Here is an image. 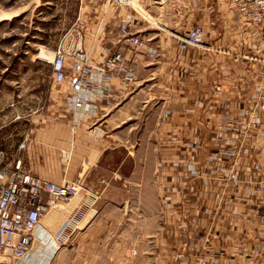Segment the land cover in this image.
<instances>
[{
	"label": "crops",
	"instance_id": "obj_1",
	"mask_svg": "<svg viewBox=\"0 0 264 264\" xmlns=\"http://www.w3.org/2000/svg\"><path fill=\"white\" fill-rule=\"evenodd\" d=\"M174 2L181 26L170 29L186 34L202 24L206 43L257 54L260 33L226 14L225 0ZM139 7L158 25L159 18ZM126 9L97 3L93 13L82 11L83 37L74 43L91 51L95 62L119 48L138 63L136 83L145 88L123 102L127 90L114 76L110 97L95 102L99 117L108 115L95 136L92 121L81 119L79 110H68L60 121L46 118L67 110L70 95L67 84L50 88L52 110L32 119L29 141L32 152L36 146L52 152L40 163L23 148L22 159L39 177L78 180L93 194L90 220L72 231L70 213L56 223L42 258L32 261L31 254L22 264H264V121L244 113L264 65L186 45L143 21L133 23L134 31L159 53L153 59L132 53L118 44L132 23ZM144 95L153 101V126L137 142L122 139L121 131L109 134ZM36 237L44 238L43 231Z\"/></svg>",
	"mask_w": 264,
	"mask_h": 264
},
{
	"label": "built area",
	"instance_id": "obj_2",
	"mask_svg": "<svg viewBox=\"0 0 264 264\" xmlns=\"http://www.w3.org/2000/svg\"><path fill=\"white\" fill-rule=\"evenodd\" d=\"M103 1L105 5L131 8L134 11L136 9L132 5L133 1L139 2V0ZM152 1L155 4L161 2ZM225 9L247 25L255 27L260 33L261 41L259 47H256L257 54L237 52L206 43L203 39L202 24H196L186 34L172 32L170 35L198 49L216 51L264 65V0H225ZM154 25L160 30L167 31ZM118 44L127 46L132 53H143L148 59H153L159 53V47L151 45L150 39L140 33L124 34L119 38ZM86 51L81 44L70 49L56 48L49 62L54 83L67 84L70 91L66 98L67 109L79 110L81 119L91 120L95 136L101 132L102 125L95 102L110 97L109 87L114 76L118 77L122 89L128 91L138 80V63L127 59L119 48L107 50L111 52L99 62H95ZM260 75L257 79L259 82L256 86L255 99L249 103L251 106L244 110V113L250 117L259 115L264 121V67ZM73 125L77 126L78 121L74 119ZM20 148L21 145L18 149ZM82 190L83 186L78 180L68 175H64L60 181L39 177L28 172L22 157L15 156L8 161L3 151H0V252L20 264L31 254L32 261L41 259L42 248L54 235L56 223L67 219L70 213L73 214L67 221H73L72 231L84 229L90 220L89 209L93 194L85 191L82 199ZM57 204H61L62 207L54 209ZM40 230L44 235L42 239L36 237V232ZM35 239L38 247L33 252L32 244ZM66 239L61 242H66ZM130 253L135 255L136 249L132 248Z\"/></svg>",
	"mask_w": 264,
	"mask_h": 264
},
{
	"label": "rangeland",
	"instance_id": "obj_3",
	"mask_svg": "<svg viewBox=\"0 0 264 264\" xmlns=\"http://www.w3.org/2000/svg\"><path fill=\"white\" fill-rule=\"evenodd\" d=\"M205 1L213 4L212 0ZM97 3L104 4V1L0 0V151H3V155L8 161H11L15 156L24 158V152L29 155V159L32 160V157H35L40 163L43 162L38 159L41 156L49 158L48 155L52 152L49 148L46 147L45 152H42L44 148L36 146L32 152L33 145L29 141L34 136L30 131L34 126L31 122L32 119L44 115L43 111L47 112V107L50 108V111L52 110V107L49 106L52 102L50 88L55 83L49 61L52 60L53 51L56 48L70 49L79 44L74 42L83 37L82 32L78 29L83 25L81 24L83 19L81 15H84L82 11L93 13ZM139 4L149 15L165 22L166 28L169 29L164 30L166 33H178L168 26L174 24L177 27L181 26L179 22L175 23L177 18H174L176 16L174 9L177 4L174 0H169L162 5L156 4L162 8L154 6L152 0H139L138 5L133 6L136 11L131 8L125 10L132 23L127 24V32L124 34L135 33L133 23L141 24L142 21L154 28L155 23H152L155 20H148L141 13ZM225 13L233 16L227 9ZM160 20L157 21L158 25H160ZM39 52L47 56L48 60L35 57ZM86 52L91 53V51ZM143 88H145L144 83H135L123 96L122 101H128L131 96L139 93ZM140 99L136 104H131L127 114L121 118L120 122L111 124L109 134L121 131L124 133L122 139L129 138L131 142H137L144 129L153 126L155 116L150 118L153 116L151 113L154 107L153 101L149 100L146 95L143 98L140 96ZM145 99L149 101L146 103ZM122 101H120L121 104ZM117 109L118 107L115 111ZM53 112L57 113V119L52 116ZM69 113L68 109H64V111L57 109L51 111L46 118L50 122L60 121L62 115L65 117ZM107 118L108 115L100 116L99 122H103ZM27 138L29 142L23 146V142ZM20 144L21 148L18 149ZM27 170L31 173L28 168ZM84 195L85 190L83 189L81 191L82 199ZM130 214L134 215L133 210L130 211ZM130 218L132 219V216ZM37 247L35 239L32 251L35 252ZM17 263L0 252V264Z\"/></svg>",
	"mask_w": 264,
	"mask_h": 264
},
{
	"label": "bare ground",
	"instance_id": "obj_4",
	"mask_svg": "<svg viewBox=\"0 0 264 264\" xmlns=\"http://www.w3.org/2000/svg\"><path fill=\"white\" fill-rule=\"evenodd\" d=\"M166 1L165 0H161V2L159 3V4H163V3H165ZM137 3H139V2H137ZM136 4V1H133V3H132V5L134 6ZM48 55V54H47ZM35 57H37V58H41V59H44V60H48V57L47 56H44L42 53H38Z\"/></svg>",
	"mask_w": 264,
	"mask_h": 264
}]
</instances>
